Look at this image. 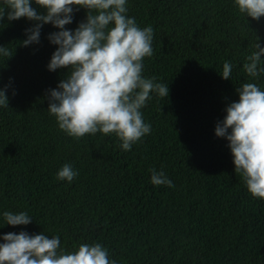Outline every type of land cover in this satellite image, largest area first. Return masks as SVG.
<instances>
[{
  "label": "trees",
  "instance_id": "16d2710c",
  "mask_svg": "<svg viewBox=\"0 0 264 264\" xmlns=\"http://www.w3.org/2000/svg\"><path fill=\"white\" fill-rule=\"evenodd\" d=\"M128 15L153 27L144 75L169 87L142 109L152 131L130 151L114 135L69 137L47 112L46 92L65 71L46 69L56 29L44 25L40 43L23 47L30 21L0 25V44L13 49L0 58V87L11 80L0 108V213L33 218L0 234L44 231L67 251L98 242L117 264H264V200L247 191L227 141L214 135L235 88L264 87V73L252 81L242 68L255 39L264 45V17L244 19L233 0H128ZM225 61L234 65L229 80L219 75ZM66 163L79 173L71 183L56 178ZM152 168L174 187L151 184Z\"/></svg>",
  "mask_w": 264,
  "mask_h": 264
},
{
  "label": "clouds",
  "instance_id": "9594fccd",
  "mask_svg": "<svg viewBox=\"0 0 264 264\" xmlns=\"http://www.w3.org/2000/svg\"><path fill=\"white\" fill-rule=\"evenodd\" d=\"M238 12L252 20L264 17V0H233ZM35 5V6H34ZM86 10L75 28H68L75 13ZM24 18L23 47L38 45L41 30L55 46L46 65L49 72L65 70L55 88L46 92L47 112L67 136L80 139L87 135H114L122 151L152 131L142 109L156 95L168 97V84L144 75V60L153 55L154 29L140 27L128 15V0H0V25ZM254 50L245 57L243 71L255 81L264 73V45L255 39ZM13 49L0 44V58H10ZM234 65L225 61L220 77L229 80ZM9 84L0 87V108H7ZM238 99L223 109V118L214 135L227 141L234 172L239 174L253 198L264 200V87L245 82L235 88ZM15 95V90L12 92ZM150 183L174 187L163 170L152 168ZM78 170L71 163L58 169L56 178L71 183ZM4 225L26 226L33 222L26 211H3ZM0 264H117L101 243H81L73 251L61 246L59 235L44 231L30 234H0Z\"/></svg>",
  "mask_w": 264,
  "mask_h": 264
}]
</instances>
